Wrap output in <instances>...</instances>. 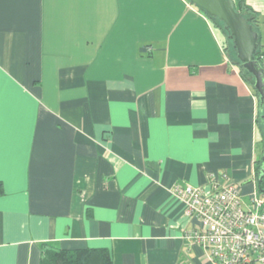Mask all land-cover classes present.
I'll return each instance as SVG.
<instances>
[{"label":"crops","instance_id":"obj_1","mask_svg":"<svg viewBox=\"0 0 264 264\" xmlns=\"http://www.w3.org/2000/svg\"><path fill=\"white\" fill-rule=\"evenodd\" d=\"M263 113L190 0H0V264H210L172 187L214 175L247 203Z\"/></svg>","mask_w":264,"mask_h":264},{"label":"built area","instance_id":"obj_2","mask_svg":"<svg viewBox=\"0 0 264 264\" xmlns=\"http://www.w3.org/2000/svg\"><path fill=\"white\" fill-rule=\"evenodd\" d=\"M210 180L172 187L186 216L197 222L186 239L209 250L210 264H264V192L246 203L240 185H221L214 175Z\"/></svg>","mask_w":264,"mask_h":264},{"label":"water","instance_id":"obj_3","mask_svg":"<svg viewBox=\"0 0 264 264\" xmlns=\"http://www.w3.org/2000/svg\"><path fill=\"white\" fill-rule=\"evenodd\" d=\"M202 9L206 15L223 21L230 31L231 39L238 54L240 67L247 71L253 79V86L260 98V107L264 108V66L256 59L260 47V36L248 19L243 17L235 7L234 0H190ZM259 164V178H264V150Z\"/></svg>","mask_w":264,"mask_h":264},{"label":"trees","instance_id":"obj_4","mask_svg":"<svg viewBox=\"0 0 264 264\" xmlns=\"http://www.w3.org/2000/svg\"><path fill=\"white\" fill-rule=\"evenodd\" d=\"M236 10L245 18L248 19L249 23L253 26V29L259 33L260 36V47L256 54V59L262 63V57H264V44L262 43L261 29H260V17L256 10L248 5L247 0H234ZM196 7V6H194ZM198 8V7H196ZM200 9V8H199ZM205 15L206 13L200 9ZM207 16V15H206ZM208 17V16H207ZM212 20L213 24L220 30L225 36V50L229 55L232 63L239 65L238 54L234 47V41H232L231 33L225 28L223 21L219 19L208 17ZM235 57V58H234ZM243 75L248 77L251 84H253L252 76L241 67ZM264 114V113H263ZM262 114V115H263ZM259 190L264 192V178L258 181ZM43 260L41 264H112L110 254L104 249H62L53 245H48L45 251H43Z\"/></svg>","mask_w":264,"mask_h":264},{"label":"rangeland","instance_id":"obj_5","mask_svg":"<svg viewBox=\"0 0 264 264\" xmlns=\"http://www.w3.org/2000/svg\"><path fill=\"white\" fill-rule=\"evenodd\" d=\"M214 26H215V25H214ZM215 28H216V31L219 32V35H220V37L222 38V41L225 42V36H224V34L222 33V31H220L216 26H215ZM234 58H235V57H234Z\"/></svg>","mask_w":264,"mask_h":264}]
</instances>
